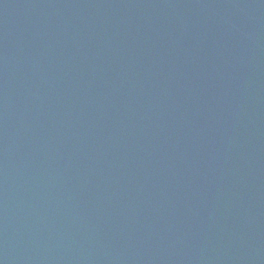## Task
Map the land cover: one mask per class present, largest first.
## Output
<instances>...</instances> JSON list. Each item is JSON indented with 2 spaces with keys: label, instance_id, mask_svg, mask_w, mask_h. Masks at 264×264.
I'll return each instance as SVG.
<instances>
[{
  "label": "water",
  "instance_id": "water-1",
  "mask_svg": "<svg viewBox=\"0 0 264 264\" xmlns=\"http://www.w3.org/2000/svg\"><path fill=\"white\" fill-rule=\"evenodd\" d=\"M0 264H264V0H0Z\"/></svg>",
  "mask_w": 264,
  "mask_h": 264
}]
</instances>
